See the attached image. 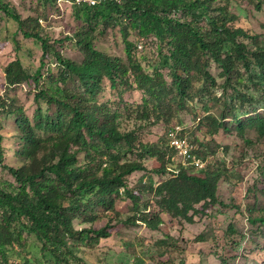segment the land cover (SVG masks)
I'll return each instance as SVG.
<instances>
[{
	"label": "trees",
	"instance_id": "obj_1",
	"mask_svg": "<svg viewBox=\"0 0 264 264\" xmlns=\"http://www.w3.org/2000/svg\"><path fill=\"white\" fill-rule=\"evenodd\" d=\"M43 1L61 10L57 0ZM230 4L231 0H103L95 6L75 5L74 17L87 28L65 35L63 40L75 39L83 54L78 63L63 57L50 43L41 18L22 19L0 0V11L13 20L24 38L37 41L43 50L34 74L19 58L8 62L3 70L4 85L33 82L39 86L51 53L61 70L50 88L35 95L33 119L16 97L0 96V111L14 120L9 126L0 116V164L16 182L5 188L0 181V264H13L6 259L9 248L24 250V230L56 264H90L83 261L79 248L109 237L121 225L157 230L159 212L191 224L194 217L223 205L217 188L228 175L224 165H181L173 160L175 152L167 135L166 141L143 142L140 131L159 122L167 125L194 98L205 100L216 86L209 70L214 62L223 78L221 89L224 93L229 90L231 99L228 104L215 99L222 102L223 109L219 117L205 116V134L211 137L219 129L228 130L221 120L229 115L238 133L253 128L264 137L263 115L239 119L236 113L264 99V40L238 24ZM261 7L258 2L256 8ZM109 24L119 27L123 56L108 54L95 43L96 29ZM134 37L154 42L161 65L169 68L167 76L146 54L137 53ZM49 72L51 69L47 73L52 78ZM198 83L200 87L195 89ZM109 88L119 95L140 91L142 102L105 99ZM192 154L203 158L198 147ZM144 159L153 160V173L170 174L146 187L157 213H149L147 202L141 201L143 187L127 184L132 173L147 168ZM260 177L259 192L264 196V168ZM122 196L133 211L130 216H122L115 208ZM256 210V206L248 209V221L264 226V205L262 215L252 218ZM76 218L82 222L105 219V223L98 229H76ZM158 243L167 245L162 240Z\"/></svg>",
	"mask_w": 264,
	"mask_h": 264
},
{
	"label": "rangeland",
	"instance_id": "obj_2",
	"mask_svg": "<svg viewBox=\"0 0 264 264\" xmlns=\"http://www.w3.org/2000/svg\"><path fill=\"white\" fill-rule=\"evenodd\" d=\"M12 7L17 14L25 19L27 17L41 18L46 26L43 31L50 38V43L61 51V55L67 59L81 63L83 54L77 47L75 39L63 40L65 35H74L87 24L83 20L76 19L73 15L74 7L65 6L58 10L55 4L45 3L43 0H3ZM123 2V0H121ZM262 3L261 10L256 8L257 3ZM230 9L238 15V24L250 30L258 40H264V0H231ZM96 45L111 55L123 56V42L119 27L114 24L100 25L94 32ZM136 43L139 54H146L153 66L160 69L166 76L169 68L162 66L156 53V45L152 40L146 41L132 38ZM61 40V43H58ZM40 43L32 39H26L17 29V25L4 12L0 11V96L16 97L18 105L22 106L28 116L33 119L37 104L35 95L40 89L46 90L58 80L61 72L53 53L46 60V66L42 68L44 77L39 86L33 82L16 84L11 87L4 85V67L8 62L19 58L22 65L34 74L42 58ZM219 66L210 63L209 70L212 73L216 86L211 89L205 100L194 98L186 103L184 110L179 111L165 125L159 122L140 131L143 142L166 141V131L174 125L184 128V134L188 140L198 147L205 165L219 163L224 165L228 175L218 183L217 193L219 201L223 205L207 210L206 215L194 217L193 223L188 224L183 220L171 218L159 212L161 224L157 230H150L144 225H121L116 233L100 239L89 246L79 248L82 259L90 264H264V226L260 223L252 224L248 221L250 216L248 209L256 206L253 217L261 216V208L264 205V196L259 192L260 173L264 168V137H259L253 128H247L243 134L238 133L234 127L235 122L231 117L221 120L228 125V130L219 129L216 134L209 137L205 134V116L209 113L213 117H219L223 109L222 102L228 104L231 99L230 91L223 92V78L219 77ZM48 69L54 76L48 75ZM170 82V79H168ZM108 86V83L106 84ZM200 84H195L199 89ZM69 87H73L69 85ZM257 99L260 94H255ZM105 99L118 101L120 97L126 103L142 102V93L137 90H129L119 95L117 90L110 88L104 93ZM43 107L46 106L43 104ZM239 119L260 114L264 116V99L261 98L254 106H244L236 111ZM4 121L12 126L11 116L0 111ZM201 118V125L198 123ZM128 158L134 159L133 156ZM83 159V156H80ZM175 161L179 159L175 157ZM152 159H144L146 169L134 172L127 178V184L131 188H141L140 198L147 202L149 213H157L153 207L152 195L146 191L149 184L153 186L169 177L170 174H156L151 170ZM0 181L3 187L16 186L12 175L0 164ZM115 208L122 216H130L129 201L120 197L115 202ZM105 219L97 221H84L82 218L73 220L76 229L93 228L103 226ZM26 247L22 251L17 246L9 248L6 259L13 264H56L53 257L47 253H41L39 244L30 236L27 230L23 231ZM166 242L160 245L158 242ZM77 264V263H75Z\"/></svg>",
	"mask_w": 264,
	"mask_h": 264
},
{
	"label": "built area",
	"instance_id": "obj_3",
	"mask_svg": "<svg viewBox=\"0 0 264 264\" xmlns=\"http://www.w3.org/2000/svg\"><path fill=\"white\" fill-rule=\"evenodd\" d=\"M103 0H57L58 6L61 10L64 9L65 6H75V5H88L95 6L100 4ZM120 2V0H119ZM41 24H44L41 20H39ZM167 139L169 146L173 148L175 154L173 156V160L177 157L179 160L177 161L181 165H189L196 168H203L205 166V160L192 154V152L196 149V146L192 144L188 138L184 134V128L180 125L171 126L167 132Z\"/></svg>",
	"mask_w": 264,
	"mask_h": 264
}]
</instances>
